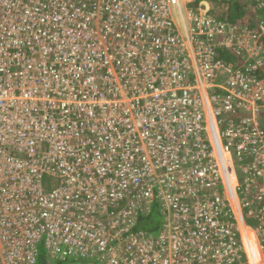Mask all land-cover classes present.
I'll use <instances>...</instances> for the list:
<instances>
[{"label":"built area","instance_id":"obj_1","mask_svg":"<svg viewBox=\"0 0 264 264\" xmlns=\"http://www.w3.org/2000/svg\"><path fill=\"white\" fill-rule=\"evenodd\" d=\"M251 6L255 26L190 10L185 36L169 17L150 25L146 10L145 32L167 33L151 46L166 55L169 81L140 62L122 84L107 39V16L120 10L105 0H0V264H37L41 249L60 264L244 263L243 224L231 207L237 170L224 150L235 149L240 169L244 156H258L245 171L263 177L264 0ZM49 42L60 52L86 49L85 63H105V73L92 70L84 90L48 65ZM162 105L185 109L192 139L212 133L218 146L171 154L169 141L157 140L169 125ZM114 127L134 140H111ZM154 203L162 227L138 229Z\"/></svg>","mask_w":264,"mask_h":264},{"label":"rangeland","instance_id":"obj_2","mask_svg":"<svg viewBox=\"0 0 264 264\" xmlns=\"http://www.w3.org/2000/svg\"><path fill=\"white\" fill-rule=\"evenodd\" d=\"M241 2H246V6L252 7L254 10V17L259 15V11L251 6L254 0H241ZM217 3L219 2L216 0H201L199 3H196V0H105V5H107V8L121 11L120 14H111V16H107V19L109 20V26L113 30L111 33H107L110 34L107 39L110 38V48L113 50L112 54L121 60L120 67L114 66L118 81L123 84L128 82V73L138 74L141 70L140 62L144 63L148 70L152 69V66L155 67L156 73L154 76L157 80L162 78L163 82L169 81L168 72L161 73L162 68L160 67V65L165 64L164 60L166 55L162 53L161 48H152L151 46V43L155 42V40L161 36V34L167 35V33H165L166 30L162 29L154 30L151 33L145 32L146 29L142 28V24L146 25L147 22L141 21V15L145 14L146 10L148 11L149 16H152L153 18V21L150 23V25H155V21L162 22L163 19L166 20L169 17L173 20L172 28H175L176 31L180 32L182 36H185L186 30L189 31V26L191 25L190 14L188 15V12L190 10H194L195 12H208L222 16L223 13L219 11L220 9ZM130 8H138L135 16L126 15V12H128ZM154 11L157 12V15H155ZM254 22L256 23V20ZM101 34L103 35L104 33ZM49 45L52 51L47 49L48 52L44 54L48 65L51 64L55 71L61 69V71L64 72L69 79H73L77 84H80L84 90H87L88 88L90 89L91 83L89 82V85H85L84 80L90 76L92 70L96 71L95 76H97V78L98 76H102V74H104L106 71V67L108 65L105 63L98 65H89L85 63L86 55H91V52H87L86 49L84 50L85 53L82 52L75 54L68 50L60 52V50H58L52 44V42H49ZM72 56H77V65L62 64L65 57L69 58ZM153 56L158 57V59H155ZM135 66L136 70L134 71ZM135 83H137V81L133 80L131 85L134 86ZM208 97L209 106L206 107L210 108V106H212V102L210 101L209 91ZM162 110L166 115V120L169 125L165 128V132H162V137L157 138V140L169 141L167 145L170 147L171 154L177 152L178 148L179 153L181 152L182 148H184L186 151L185 154L191 155L193 154L192 149L194 151L201 152L203 150H207L209 147L213 148L215 146L216 148V146H218L216 144V140H213L214 137L212 136V133H207L205 140L192 139L190 134H188L189 132L187 131L189 127V115L188 112L184 113V111H186L185 109L179 110V112H183V119L180 121L181 124L176 122L173 124V126L170 125L174 120L173 115L175 113V116L178 117L179 112H175L174 109L169 112L164 108L163 105ZM165 122L166 121L163 120V124H165ZM261 123L264 126V116L261 119ZM97 130H102L101 124H98ZM116 132L117 128L114 127L111 140H134L135 138L124 131L123 128H121L117 134ZM83 137L87 138V132L83 133ZM149 140L156 139L150 138ZM175 140H179L181 144L175 142ZM217 142H220L221 147L223 146V140ZM131 144L132 141L128 143V147ZM107 145L108 144L106 143V146ZM169 147L166 146V151H169ZM224 152L226 157L231 159L229 160V164L232 162L237 170L231 180V190L232 188L234 190V193L232 191L233 197L231 199V207L236 211V218L238 222L243 224V227L240 224L241 238L243 239L245 252L243 256V264H264V174L263 177H259V174L250 172L249 169L248 171H245L246 165L252 164L256 159L260 158L254 154L252 156H244L243 160H241L243 168L240 169L239 164L236 163V161L239 160L236 158L235 149L230 148L229 151L224 150ZM193 164L194 161L191 160L182 168H191ZM259 167L263 169L264 165L259 164ZM46 181L48 183L50 178H46ZM204 193L208 195L206 192ZM251 209L254 210V213L252 212V214L250 213V211H252ZM162 221H164V218H162ZM257 243H259L262 254L260 259H258L259 249H256Z\"/></svg>","mask_w":264,"mask_h":264},{"label":"trees","instance_id":"obj_3","mask_svg":"<svg viewBox=\"0 0 264 264\" xmlns=\"http://www.w3.org/2000/svg\"><path fill=\"white\" fill-rule=\"evenodd\" d=\"M199 1L201 0H196V3H199ZM216 1L219 2L217 3V5H219V11L223 13L222 16L216 15L219 18L226 19L231 23H250V26L255 25L254 21L256 17H254V10L252 9V7L246 6V2H241V0ZM162 218H164V214L160 210V205L158 203H154L151 210L140 217L137 228L149 232H158L162 227V224L164 223V221H162ZM60 263V260L50 257L45 249H41L37 264Z\"/></svg>","mask_w":264,"mask_h":264},{"label":"bare ground","instance_id":"obj_4","mask_svg":"<svg viewBox=\"0 0 264 264\" xmlns=\"http://www.w3.org/2000/svg\"><path fill=\"white\" fill-rule=\"evenodd\" d=\"M178 6V5H177ZM186 10V9H185ZM214 140V139H213ZM233 187V186H232ZM231 188V187H230ZM232 191H233V188H232ZM234 193V192H233ZM236 199V198H235ZM236 205V204H235ZM238 210V209H237ZM247 232V231H246ZM257 242V241H256ZM259 249V254H258V259H260V256L262 255L261 254V251H260V246H259V243H257V247H256V249Z\"/></svg>","mask_w":264,"mask_h":264}]
</instances>
